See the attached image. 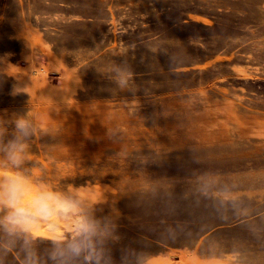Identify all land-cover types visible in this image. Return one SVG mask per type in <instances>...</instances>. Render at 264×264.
I'll return each mask as SVG.
<instances>
[{"label":"rangeland","instance_id":"rangeland-1","mask_svg":"<svg viewBox=\"0 0 264 264\" xmlns=\"http://www.w3.org/2000/svg\"><path fill=\"white\" fill-rule=\"evenodd\" d=\"M0 116L30 125L0 171L79 205L0 264L80 216L101 264H264V0H0Z\"/></svg>","mask_w":264,"mask_h":264},{"label":"clouds","instance_id":"clouds-1","mask_svg":"<svg viewBox=\"0 0 264 264\" xmlns=\"http://www.w3.org/2000/svg\"><path fill=\"white\" fill-rule=\"evenodd\" d=\"M117 83L121 87L128 84L130 73L117 69ZM23 89L13 87V93ZM9 121L0 116V136L4 125ZM15 135L0 144V156L19 168L23 161L25 145L22 137L29 135V122L24 118H15ZM78 203L71 197L45 188L34 192L28 179L18 172L0 171V232L8 237H21L25 245L31 243L35 229L52 223L53 217L71 216L78 209ZM55 235V228L49 229ZM99 226L92 219L80 216L72 226L70 234L59 235L52 241L53 250L50 259L54 264H101L102 252L97 248ZM33 253H29V257ZM29 264H35L30 259Z\"/></svg>","mask_w":264,"mask_h":264}]
</instances>
